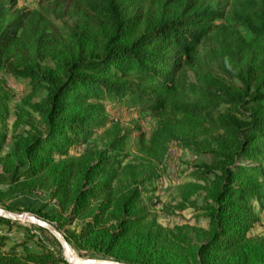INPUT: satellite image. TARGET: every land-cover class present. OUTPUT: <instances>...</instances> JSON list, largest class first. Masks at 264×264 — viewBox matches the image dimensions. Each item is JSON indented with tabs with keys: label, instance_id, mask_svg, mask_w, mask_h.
<instances>
[{
	"label": "trees",
	"instance_id": "trees-1",
	"mask_svg": "<svg viewBox=\"0 0 264 264\" xmlns=\"http://www.w3.org/2000/svg\"><path fill=\"white\" fill-rule=\"evenodd\" d=\"M69 1L81 23L61 42L47 33L41 14L16 10L17 0H0V72L27 79L46 93L32 107L38 121L7 154L0 129V203L47 191L60 215L26 210L64 231L83 259L264 264V237L248 236L256 223L251 201L261 200L263 190L264 0H232L250 40L215 26L222 15L202 0H167L157 16L145 18L126 12L133 0ZM204 42L231 65L225 70L228 80L204 70L199 55ZM186 70L197 82L184 79ZM7 99L0 89V126L8 117ZM104 100L150 111L160 126L153 146L170 130L210 138L215 163L204 166L205 184L197 187L206 193L209 220L203 242L158 224L145 202L141 174L134 167L123 172L126 136L115 134L104 151L88 148L79 158L70 157L72 146L102 123ZM221 107L227 109L220 113ZM75 222L79 230L66 229ZM0 225L17 223L0 217ZM6 241L0 236V264H68L44 245L42 251L24 246L19 251Z\"/></svg>",
	"mask_w": 264,
	"mask_h": 264
},
{
	"label": "rangeland",
	"instance_id": "rangeland-1",
	"mask_svg": "<svg viewBox=\"0 0 264 264\" xmlns=\"http://www.w3.org/2000/svg\"><path fill=\"white\" fill-rule=\"evenodd\" d=\"M166 1L133 0L128 2L126 12L130 16L154 17L158 15ZM202 1L204 7L222 15L213 22L215 26L224 27L247 40L252 38L235 18L232 0ZM16 10L41 14L47 23V33L54 40L61 42L66 41L69 33L76 30L81 23L80 14L69 0H17ZM212 48L207 42L199 47V55L205 65L204 70H212L217 77L228 80L230 77L225 70H231V65L218 60ZM43 63L50 64L48 61ZM184 79L188 82H197L198 77L190 70H186ZM0 89L8 96L6 102L8 117L5 124L0 126L1 133L6 136L3 154H7L12 150L15 140L29 130V124L38 121L32 107L39 103L46 93L44 90H36L27 79L14 77L2 71ZM87 103L97 102L90 100ZM100 103L103 107L102 123L94 128L93 134L84 139L83 143L72 146L70 157L77 159L88 148L104 151L115 134L126 136L120 152L123 172L128 174L131 170L127 167H134L141 174V179L148 190L145 202L157 216L158 224L167 231L176 233L180 230L195 242H203L205 238L201 233L208 230L209 220L206 217V193L197 187L201 188L205 184L204 166L215 163L212 153L215 148L211 145L210 138L203 132L199 135L191 130L182 132L170 130L156 146H153L152 141L160 131V126L150 111H143L141 106L133 108L129 104L124 105L113 100H104ZM226 109L221 107L218 111L221 113ZM259 180L263 184L262 199L251 201L256 223L248 236L253 240L264 237V174L259 175ZM191 193L192 196L185 201ZM4 205L17 206L18 209L13 213L42 221L45 220L27 211L26 208L42 209L43 214L60 215L57 201L43 190L8 199ZM4 205L0 203V209L8 211ZM45 222L57 228L55 224ZM14 223L17 225L11 227L0 225V236L6 237L8 248L20 246L21 251L24 246L37 252L45 250L42 246L44 245L54 253H61L64 259L69 261L64 252L66 250L53 233L30 224ZM66 229L79 230L80 223L75 222ZM60 233L65 237L64 231ZM70 247L76 258L83 259L72 245Z\"/></svg>",
	"mask_w": 264,
	"mask_h": 264
},
{
	"label": "water",
	"instance_id": "water-1",
	"mask_svg": "<svg viewBox=\"0 0 264 264\" xmlns=\"http://www.w3.org/2000/svg\"><path fill=\"white\" fill-rule=\"evenodd\" d=\"M0 217L11 220L13 222H19V223H23V224H30L33 226H37L41 229H44L46 231L53 233L60 240L61 244L63 245L64 249L66 250V252L69 256V261H68L69 264H118V263H115L112 261L95 260V259H79V261L77 262L66 238L64 237V235H62L60 233V231L55 226H53V225H51L45 221H42L40 219H37V218H33V217L23 215V214H17V213L9 212V211L3 210V209H0Z\"/></svg>",
	"mask_w": 264,
	"mask_h": 264
},
{
	"label": "bare ground",
	"instance_id": "bare-ground-1",
	"mask_svg": "<svg viewBox=\"0 0 264 264\" xmlns=\"http://www.w3.org/2000/svg\"><path fill=\"white\" fill-rule=\"evenodd\" d=\"M64 252H65V255H66V257H67V258H69V257H68V254H67V252H66V251H64ZM72 253H73V255H74V256H75V258H76V255L74 254V252H73V251H72ZM76 260H77V262H78V261H79V257H77V258H76Z\"/></svg>",
	"mask_w": 264,
	"mask_h": 264
}]
</instances>
